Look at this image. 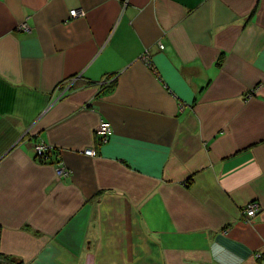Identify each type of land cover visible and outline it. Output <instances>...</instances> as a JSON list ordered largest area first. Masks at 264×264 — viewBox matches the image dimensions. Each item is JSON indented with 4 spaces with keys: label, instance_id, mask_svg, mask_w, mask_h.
Instances as JSON below:
<instances>
[{
    "label": "crops",
    "instance_id": "1",
    "mask_svg": "<svg viewBox=\"0 0 264 264\" xmlns=\"http://www.w3.org/2000/svg\"><path fill=\"white\" fill-rule=\"evenodd\" d=\"M263 262L264 0H0V264Z\"/></svg>",
    "mask_w": 264,
    "mask_h": 264
},
{
    "label": "built area",
    "instance_id": "2",
    "mask_svg": "<svg viewBox=\"0 0 264 264\" xmlns=\"http://www.w3.org/2000/svg\"><path fill=\"white\" fill-rule=\"evenodd\" d=\"M81 15H82L81 11H77V10L70 11L71 17H78ZM20 29L24 31H28V27L25 24L21 25ZM160 48L162 49L163 47L161 46ZM111 134H112V129L109 123L101 122L97 127L96 136L98 137V140L100 141L101 144L108 142ZM34 152H35V159L42 162L48 157L49 148L43 144H37L34 147ZM85 154L88 156H95L96 151L93 149H88L85 151ZM57 175L66 176L67 172L64 168L59 167L57 168ZM259 210H260L259 205L255 202H252L244 207L242 213L245 216V218L250 220L251 218H254L257 215ZM260 257L261 255H256V258H260Z\"/></svg>",
    "mask_w": 264,
    "mask_h": 264
},
{
    "label": "trees",
    "instance_id": "3",
    "mask_svg": "<svg viewBox=\"0 0 264 264\" xmlns=\"http://www.w3.org/2000/svg\"><path fill=\"white\" fill-rule=\"evenodd\" d=\"M109 79H111V78H109ZM89 84V83H88ZM112 84V85H111ZM113 84H114V82L112 81L110 84H108V85H111V87H113ZM111 87H109V88H111Z\"/></svg>",
    "mask_w": 264,
    "mask_h": 264
}]
</instances>
